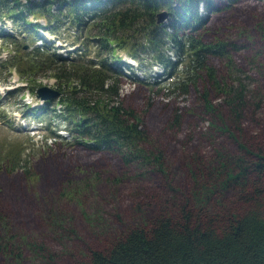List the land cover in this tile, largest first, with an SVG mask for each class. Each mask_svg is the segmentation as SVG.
Masks as SVG:
<instances>
[{
	"label": "rangeland",
	"instance_id": "374dc122",
	"mask_svg": "<svg viewBox=\"0 0 264 264\" xmlns=\"http://www.w3.org/2000/svg\"><path fill=\"white\" fill-rule=\"evenodd\" d=\"M213 3L216 11L206 13L196 32H188L191 37L201 33L204 43L229 45L225 55L207 58V67L214 73L210 82L207 75L198 74L195 84L184 91L166 77L155 80V72H162L158 67H152L155 72L151 73L123 69L126 76L117 84V97L106 106L119 100L132 110L146 135L141 147L148 149L150 143L159 151V168L150 165L141 171L136 175L140 181L116 154L86 152L70 139L65 123L52 119L49 112L38 116L45 106L44 99H35L36 90L49 88L67 101L72 86L57 87L53 73L36 64L27 74L18 75L10 58L16 60L21 52L31 60L32 49L41 42L23 40L20 34L11 33L8 21L2 25L0 20V32L5 33L0 37V217L18 240L44 252L35 256L23 246L15 260L0 255V264H75L90 250L107 246L112 238L151 219L155 204L164 199L192 214L201 210L206 220H221L241 206V190L233 182L225 184L215 159L233 157L225 160L226 169H231L238 159H244L241 149L254 154L252 148L260 144L264 131V0ZM37 33L64 59L66 51L75 49L68 47L63 28L55 35ZM117 55L131 62L125 54ZM92 57L91 53L87 60ZM228 76L255 97L236 125L213 85ZM235 86L236 82L231 87ZM203 96L211 110L203 108ZM58 106L55 103L54 109ZM244 162L250 171L252 159Z\"/></svg>",
	"mask_w": 264,
	"mask_h": 264
},
{
	"label": "trees",
	"instance_id": "16d2710c",
	"mask_svg": "<svg viewBox=\"0 0 264 264\" xmlns=\"http://www.w3.org/2000/svg\"><path fill=\"white\" fill-rule=\"evenodd\" d=\"M214 5L213 0H0V20L8 21L12 33L20 34L23 40H39L37 30L55 35L63 28L68 47H75L72 53H66L67 58L43 42L32 49L35 55L31 60L21 52L16 60L10 58L12 68L18 75H25L33 64L43 66L53 73L57 87L67 89L71 85L67 101L63 96L46 100L38 116L49 112L52 119L67 125L75 145L86 152L116 154L136 176L150 165L159 168V151L150 143L148 149L141 147L146 135L132 110L118 99L106 108L109 99L117 97L121 68L151 73L155 72L152 67H158L162 72H155V80L172 78L173 87H183L184 91L187 85L195 84L198 74L207 75L210 82L214 73L207 67V58L225 55L229 45L221 41L204 43L201 33L191 37L188 32L194 33L204 24L206 13L212 12ZM162 10L167 13L165 24H156L155 16ZM41 19L43 25L37 23ZM91 53L93 57L87 60ZM118 53L125 54L136 68L124 64ZM64 65L72 69L66 70ZM234 82L237 86L231 87ZM213 85L227 114L235 125L239 124L244 109L255 97L233 76ZM202 106L211 110L205 96ZM252 149L254 154L241 149L244 159L253 161L250 171L244 159H238L231 169H226L225 160L233 157L215 159L225 184L233 182L241 190L238 199L242 204L234 214L206 220L201 210L192 214L164 199L155 204L151 219L112 238L107 246L90 250L75 264H264V131L260 144ZM200 187H205L202 179ZM23 246L35 256L44 255L36 245L11 234L0 217V255L15 260Z\"/></svg>",
	"mask_w": 264,
	"mask_h": 264
},
{
	"label": "water",
	"instance_id": "95a60500",
	"mask_svg": "<svg viewBox=\"0 0 264 264\" xmlns=\"http://www.w3.org/2000/svg\"><path fill=\"white\" fill-rule=\"evenodd\" d=\"M167 18V13L166 12H161L159 14H156V23H163L165 19ZM58 95L57 92L50 90L49 88L42 87L36 90V98L40 100H45V99H54Z\"/></svg>",
	"mask_w": 264,
	"mask_h": 264
}]
</instances>
